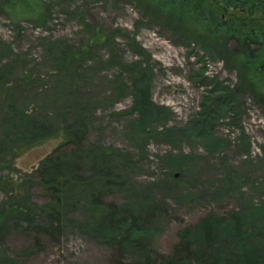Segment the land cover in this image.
Instances as JSON below:
<instances>
[{"label": "rangeland", "instance_id": "obj_1", "mask_svg": "<svg viewBox=\"0 0 264 264\" xmlns=\"http://www.w3.org/2000/svg\"><path fill=\"white\" fill-rule=\"evenodd\" d=\"M187 1L199 18L213 13L264 31L262 13ZM7 2L0 0V264H111L117 234L105 220L108 203L127 218L157 209L139 222L153 252L170 254L183 239L193 252L208 244L212 264L226 256L264 264V106L229 61L232 42L156 20L143 0H43L41 20L20 22L10 20ZM24 113L39 125L34 131ZM53 130L80 138L76 151L61 150L80 178L56 241L36 233L45 220L20 214L47 201L29 174L61 145ZM38 136L50 138L27 148ZM237 212L242 235L234 238L237 218L228 217ZM206 218L225 219L212 242ZM128 247V257L143 256Z\"/></svg>", "mask_w": 264, "mask_h": 264}, {"label": "trees", "instance_id": "obj_2", "mask_svg": "<svg viewBox=\"0 0 264 264\" xmlns=\"http://www.w3.org/2000/svg\"><path fill=\"white\" fill-rule=\"evenodd\" d=\"M214 1L225 7L237 6L240 9L264 14V0ZM140 4L152 13L156 17V20L163 19L183 28H192L197 35L203 36L209 40L221 38L222 41L232 42L231 48L228 49L229 61L246 85L247 90L264 106V31L258 29L254 30L243 24H231L227 23V21H221V19L216 17L213 13H210V15L205 18H199V14H195V8L192 7L187 0H143ZM4 8L9 11V18L12 22H20L21 20L38 21L41 20L44 13V2L43 0H8V2L4 4ZM22 118L26 125H32V131L39 126L36 124L33 125L35 120L30 119L26 113L22 114ZM16 121L19 123L18 120ZM19 125L21 124L19 123ZM75 133L76 132L68 133L65 131L53 130L51 137L61 136V145L57 146L50 154L39 161L38 167L33 170V174H29V176L37 179L36 184L44 191V196L47 201L40 210L36 211V214H31V212L28 214L20 212V214L24 216L28 215L30 219L34 217V219L39 218L45 220V223L39 226L42 227L40 228L42 230H36V233L40 235L41 238H51L55 241L59 238L63 227L62 210L65 206L64 200L67 199L69 192L71 193L78 182V178H80L77 174H70L72 162L70 158L61 154L62 149L70 147L75 149L74 147H76L79 142L78 139H80ZM46 138L47 137L42 138L38 136V138L28 140V146H26L29 148L41 144ZM16 145L17 144H15V146ZM15 146L12 149L13 151H15L16 148H20L21 150L24 147L17 146L15 148ZM74 151H76V149ZM108 151L111 152L110 150ZM108 151H106L107 154H109ZM61 170H65V172H61ZM66 172H68L67 176ZM5 183L7 182L5 181ZM102 199V194L97 192V194L92 197L91 203L98 208L103 202ZM106 207L107 214L105 220L108 230L114 231L113 233L117 234V237L114 235V238H111L109 241L110 247L113 250L111 264H212L206 262L209 260L208 244L206 248H203V251L193 252L190 248V243L181 239L170 254L153 252L144 241L142 230H145V228L142 226V220L146 221L147 218H153L157 209H153L152 211L149 210L145 219L144 213L140 215L138 212V214L135 213L136 215L133 214L130 218L129 216L127 218L126 215L118 216L116 207L112 206L110 203H108ZM14 211L18 212L19 209H15ZM5 214L6 212L4 210L0 211V225L5 219ZM234 216L237 218V223L235 222L233 228V230H235L234 238H239L242 233L238 223L242 220L243 214L239 212L233 213L228 218L233 219L235 218ZM127 219H130V222H128ZM224 221L225 219L218 221L210 218L202 220V231L209 237L208 242H212L213 230L216 227L220 229V223ZM139 222H141L142 225L139 224ZM126 228H128L130 232L132 230L134 231V238L130 237ZM253 232H251V234H253ZM121 233L123 235H120ZM126 233L127 237L124 236ZM37 238L38 239L34 241L36 245H39L41 238ZM128 246L134 247L140 254H143V256L139 260H133L128 257L126 253V247L130 248ZM199 256L205 259V261L198 259ZM244 259L246 260L243 261L245 262L244 264L257 263L255 261H248L247 257ZM259 259L261 260V256ZM220 263L235 264L227 256L225 259H222Z\"/></svg>", "mask_w": 264, "mask_h": 264}]
</instances>
